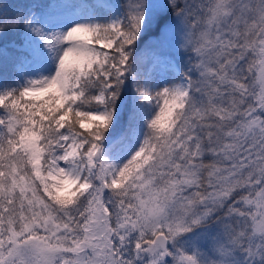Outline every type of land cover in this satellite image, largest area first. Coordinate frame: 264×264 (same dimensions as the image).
Segmentation results:
<instances>
[{
  "label": "snow or ice",
  "instance_id": "6c2138e0",
  "mask_svg": "<svg viewBox=\"0 0 264 264\" xmlns=\"http://www.w3.org/2000/svg\"><path fill=\"white\" fill-rule=\"evenodd\" d=\"M0 264H264V0H0Z\"/></svg>",
  "mask_w": 264,
  "mask_h": 264
},
{
  "label": "rangeland",
  "instance_id": "374dc122",
  "mask_svg": "<svg viewBox=\"0 0 264 264\" xmlns=\"http://www.w3.org/2000/svg\"><path fill=\"white\" fill-rule=\"evenodd\" d=\"M14 3H22V2H27V0H13Z\"/></svg>",
  "mask_w": 264,
  "mask_h": 264
}]
</instances>
